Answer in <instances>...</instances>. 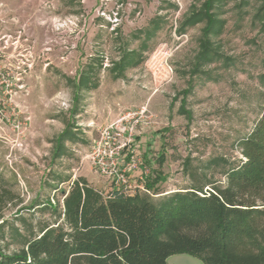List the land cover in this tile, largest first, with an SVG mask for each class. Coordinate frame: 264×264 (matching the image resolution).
<instances>
[{
	"label": "rangeland",
	"instance_id": "374dc122",
	"mask_svg": "<svg viewBox=\"0 0 264 264\" xmlns=\"http://www.w3.org/2000/svg\"><path fill=\"white\" fill-rule=\"evenodd\" d=\"M202 1L0 0V253L68 229L63 201L74 181L110 194L85 156L100 128L121 118L130 126L128 114L144 112L131 144L144 188L159 176L149 195H135L157 205L225 186L264 109V1L237 9L225 0L215 10L224 21L212 39L218 54L194 73L203 24L180 27ZM125 50L143 61L115 77L109 68ZM93 60L102 62L97 88L82 91L73 113L70 82ZM67 123L74 135L54 158Z\"/></svg>",
	"mask_w": 264,
	"mask_h": 264
},
{
	"label": "trees",
	"instance_id": "16d2710c",
	"mask_svg": "<svg viewBox=\"0 0 264 264\" xmlns=\"http://www.w3.org/2000/svg\"><path fill=\"white\" fill-rule=\"evenodd\" d=\"M224 1L203 0L183 19L182 30L203 24L194 73L218 54L212 39L221 34L224 21L215 10ZM236 1L237 9L248 3ZM142 60L140 53L125 50L110 71L121 77ZM95 61L70 82L73 113L82 91L97 88L95 74L102 64ZM73 128L67 123L53 140L54 158L62 155ZM239 147L244 162L226 173L224 187L174 192L157 205L148 196L119 191L104 199L84 180L74 181L63 201L69 228L33 238L20 254L0 253V264H166L169 256L183 253L203 264H264V109ZM157 178L146 182V190Z\"/></svg>",
	"mask_w": 264,
	"mask_h": 264
},
{
	"label": "built area",
	"instance_id": "2783aa9c",
	"mask_svg": "<svg viewBox=\"0 0 264 264\" xmlns=\"http://www.w3.org/2000/svg\"><path fill=\"white\" fill-rule=\"evenodd\" d=\"M144 112L128 114L130 126L122 124L125 118L112 122L98 131L85 158L100 176L110 180L111 192L119 191L131 196L149 192L144 188V178L140 173L141 161L132 155L131 144L134 139V128L143 122ZM139 183H138V181Z\"/></svg>",
	"mask_w": 264,
	"mask_h": 264
},
{
	"label": "water",
	"instance_id": "95a60500",
	"mask_svg": "<svg viewBox=\"0 0 264 264\" xmlns=\"http://www.w3.org/2000/svg\"><path fill=\"white\" fill-rule=\"evenodd\" d=\"M166 264H203V262L192 255L183 253L169 256Z\"/></svg>",
	"mask_w": 264,
	"mask_h": 264
},
{
	"label": "crops",
	"instance_id": "0c3cea01",
	"mask_svg": "<svg viewBox=\"0 0 264 264\" xmlns=\"http://www.w3.org/2000/svg\"><path fill=\"white\" fill-rule=\"evenodd\" d=\"M150 37H151V34H150V33H147V34H146V38L148 39V38H150ZM127 51H129V50H127ZM135 52H136V51H135ZM137 53H138V52H137ZM141 56H142V55H141ZM118 60H119V59H118ZM94 61H95V60H93L90 64H91V65L94 64ZM142 61H143V60H142ZM142 61H141V62H142ZM95 62H96V61H95ZM100 62H101V61H100ZM141 62H140L139 64H141ZM90 64H89V65H90ZM101 64H102V62H101ZM139 64H138V65H139ZM111 65H112V64H111ZM138 65L133 66V67H137ZM133 67H130V68H133ZM100 68H101V67H100ZM100 68H99V69H100ZM110 68H111V67H110ZM110 68H109V71H110ZM127 69H128V68H127ZM80 72H81V71H80ZM110 72H111V71H110ZM124 72H125V71H124ZM111 73H112V72H111ZM79 74H80V73H79ZM112 74H113V73H112ZM122 76H123V75H122ZM122 76H121V77H122ZM78 77H79V75H78ZM73 81H75V80H73ZM140 175H142V174H141V173H138V174H137V177L140 176ZM142 176H143V175H142ZM86 179H87V178H86ZM78 180H79V179H78ZM76 181H77V180H76ZM84 181H85L86 184L88 185V183H87L88 180H84ZM137 181H138V180H137ZM88 182H89V181H88ZM138 183H139V181H138ZM79 185L81 186V184H79ZM88 186H89V185H88ZM89 187H91V186H89ZM91 188H92V187H91ZM94 190H95V189H94Z\"/></svg>",
	"mask_w": 264,
	"mask_h": 264
}]
</instances>
